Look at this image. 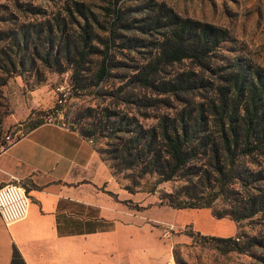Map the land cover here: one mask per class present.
Instances as JSON below:
<instances>
[{
	"label": "rangeland",
	"instance_id": "obj_1",
	"mask_svg": "<svg viewBox=\"0 0 264 264\" xmlns=\"http://www.w3.org/2000/svg\"><path fill=\"white\" fill-rule=\"evenodd\" d=\"M143 1L119 0L123 7L135 9L126 10L125 21L143 12ZM161 1L182 16L228 28L232 38L220 43L214 63L229 62L237 57L241 62L264 66V0ZM80 2L94 12L96 21L88 20V25L83 24L84 19L75 11V4ZM111 7V0H0V142L3 141L0 149L25 133L28 121L38 117L70 128H82L91 133L92 144L119 180L124 184L137 181L135 186L148 193L142 196L154 197V194L157 200L162 190H170L182 180L155 182L156 174H139L140 164L131 162L124 166L121 162V165L116 157L118 146L134 130L145 135V129L155 127L161 115L170 118L182 108L194 113L196 101H204L200 93L210 91L195 87L174 96L171 91L155 92L127 78L136 66L152 58L156 34L117 28L108 41L106 27ZM58 24L62 26L61 31L57 29ZM83 27L88 30L86 46L84 53L79 54ZM21 31L26 33V44L17 48L14 42ZM126 41L128 44L122 46ZM136 41L138 45H134ZM105 42L109 45L106 54L111 65L105 76L95 81ZM44 56L50 60L52 68L42 62ZM14 59L13 66L11 60ZM56 59L61 61L60 65ZM64 60L75 61L82 87H71V64ZM186 70H195L198 74V67L189 58H183L162 65L155 78L158 81L170 79ZM202 75L215 81L207 71ZM60 84L68 85V92L61 104H56V86ZM142 139L134 144L132 152ZM151 186L154 189L148 192L146 189ZM143 200L141 204L146 205ZM223 205L220 197L209 207L173 208L155 202L150 204L140 210L143 216H140V225L133 228L134 233L117 238V247L121 246L119 248L125 252L116 254L108 264H146L144 245L159 238L165 242L167 254L163 264L170 260L174 264H264V245L255 244L243 252H222L214 247L211 239L188 235L191 231L218 236L239 232L242 239L255 235L259 243L264 241V214L257 213L238 221L227 215L214 216L213 211Z\"/></svg>",
	"mask_w": 264,
	"mask_h": 264
},
{
	"label": "trees",
	"instance_id": "obj_2",
	"mask_svg": "<svg viewBox=\"0 0 264 264\" xmlns=\"http://www.w3.org/2000/svg\"><path fill=\"white\" fill-rule=\"evenodd\" d=\"M111 3V18L106 27L108 41L117 28L156 34L152 58L136 66L127 78L155 92L171 91L174 96L195 87L210 91L200 93L204 101H196L194 113L182 108L173 117L161 115L155 127L145 129V135L132 131L118 146L116 157L120 164H140L139 174L154 173L155 182L181 179V183L162 190L157 196L159 203L173 208L209 207L220 197L225 205L213 211L216 217L227 215L238 221L257 213L264 214V66L241 62L237 57L225 63L213 62L220 43L232 38L225 26L182 16L161 0H144L143 12L125 21L126 10L135 9L123 7L119 0H111ZM75 11L84 19V25H88V20L96 21L94 12L81 2L75 4ZM57 27L61 31L62 26ZM87 31L83 27L80 32L79 54L84 53ZM14 44L17 48L25 46L24 31L18 34ZM126 44L127 41L122 46ZM108 46L105 42L95 81L102 79L111 65L106 54ZM183 58H189L198 67V74L195 70H186L170 79L156 80L155 74L162 65ZM41 60L52 68L46 56ZM64 61L71 64V87H82L75 61ZM55 62L61 64L58 59ZM11 64L14 66L15 59ZM204 71L214 76L215 81L203 76ZM44 121L41 117L29 120L27 130ZM73 129L91 140L89 131ZM139 138L144 139L132 152ZM136 184L137 181L132 180L124 186L133 191L138 189ZM153 189L151 186L146 190ZM188 235L209 238L222 252H243L252 245H264L255 235L240 238L239 232L218 236L191 231Z\"/></svg>",
	"mask_w": 264,
	"mask_h": 264
},
{
	"label": "crops",
	"instance_id": "obj_3",
	"mask_svg": "<svg viewBox=\"0 0 264 264\" xmlns=\"http://www.w3.org/2000/svg\"><path fill=\"white\" fill-rule=\"evenodd\" d=\"M8 181L24 185L27 213L8 224L0 218V264L112 263L125 252L117 238L134 233L140 210L167 205L153 193L128 190L89 138L57 121L41 122L0 149V184ZM144 246L146 264H163L165 242Z\"/></svg>",
	"mask_w": 264,
	"mask_h": 264
},
{
	"label": "built area",
	"instance_id": "obj_4",
	"mask_svg": "<svg viewBox=\"0 0 264 264\" xmlns=\"http://www.w3.org/2000/svg\"><path fill=\"white\" fill-rule=\"evenodd\" d=\"M68 85L56 86V104H61L68 92ZM10 142V141H9ZM8 142V143H9ZM6 143V145L8 144ZM5 145V146H6ZM5 146H2L4 148ZM1 148V149H2ZM27 213V195L24 185L8 181L0 184V218L4 224L23 218ZM166 263V262H165Z\"/></svg>",
	"mask_w": 264,
	"mask_h": 264
},
{
	"label": "bare ground",
	"instance_id": "obj_5",
	"mask_svg": "<svg viewBox=\"0 0 264 264\" xmlns=\"http://www.w3.org/2000/svg\"><path fill=\"white\" fill-rule=\"evenodd\" d=\"M165 264H174L173 262H171V260L169 261V262H167V263H165Z\"/></svg>",
	"mask_w": 264,
	"mask_h": 264
}]
</instances>
